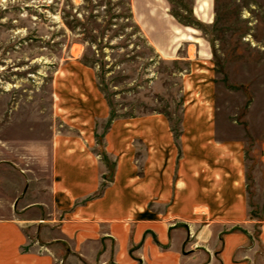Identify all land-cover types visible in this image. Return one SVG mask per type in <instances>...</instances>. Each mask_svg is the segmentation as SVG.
Wrapping results in <instances>:
<instances>
[{
    "label": "crops",
    "instance_id": "crops-1",
    "mask_svg": "<svg viewBox=\"0 0 264 264\" xmlns=\"http://www.w3.org/2000/svg\"><path fill=\"white\" fill-rule=\"evenodd\" d=\"M199 74L180 136L162 114L110 122L95 87L65 107L66 133L28 141L27 160L4 151L0 264H264V139L250 179L247 144L218 136Z\"/></svg>",
    "mask_w": 264,
    "mask_h": 264
},
{
    "label": "rangeland",
    "instance_id": "rangeland-1",
    "mask_svg": "<svg viewBox=\"0 0 264 264\" xmlns=\"http://www.w3.org/2000/svg\"><path fill=\"white\" fill-rule=\"evenodd\" d=\"M120 3L0 0V163L4 151L27 160L32 154L24 145L49 138L54 125L66 133L60 128L65 107L84 104L82 94L92 104L89 89L95 87L110 108V122L162 114L180 136L190 103L185 86L192 81L199 88L203 69L214 82L218 136L246 142L250 179L257 177L264 139V0H132L147 41L124 20L106 17V7L124 12ZM89 110L98 121L96 109Z\"/></svg>",
    "mask_w": 264,
    "mask_h": 264
},
{
    "label": "trees",
    "instance_id": "trees-1",
    "mask_svg": "<svg viewBox=\"0 0 264 264\" xmlns=\"http://www.w3.org/2000/svg\"><path fill=\"white\" fill-rule=\"evenodd\" d=\"M120 6H121V11L123 10L124 12H122L121 14H111L112 8H108L106 7L105 10V15L106 17H110L111 15V19L115 18V19H122L124 20V22H126V24L124 23L125 27L131 28L134 32V34H138L140 37H142L141 39H143L144 41H147V39L145 40V38H143V34L141 32V28L140 26L137 24V22L135 21V16L133 13V8H132V0H130L129 2H127L126 0H120ZM148 43V42H147ZM149 44V43H148ZM137 46L139 47V45L137 44Z\"/></svg>",
    "mask_w": 264,
    "mask_h": 264
},
{
    "label": "water",
    "instance_id": "water-1",
    "mask_svg": "<svg viewBox=\"0 0 264 264\" xmlns=\"http://www.w3.org/2000/svg\"><path fill=\"white\" fill-rule=\"evenodd\" d=\"M207 3H208V5H210L211 4V0H207Z\"/></svg>",
    "mask_w": 264,
    "mask_h": 264
}]
</instances>
